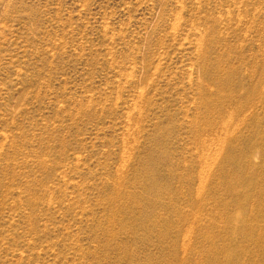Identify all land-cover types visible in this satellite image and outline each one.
Segmentation results:
<instances>
[{"label":"rangeland","instance_id":"1","mask_svg":"<svg viewBox=\"0 0 264 264\" xmlns=\"http://www.w3.org/2000/svg\"><path fill=\"white\" fill-rule=\"evenodd\" d=\"M0 264H264V0H0Z\"/></svg>","mask_w":264,"mask_h":264}]
</instances>
